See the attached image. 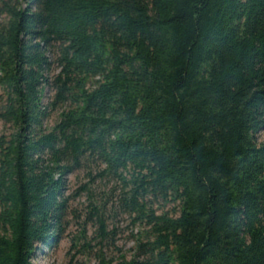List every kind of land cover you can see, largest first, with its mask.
Listing matches in <instances>:
<instances>
[{"label":"trees","instance_id":"1","mask_svg":"<svg viewBox=\"0 0 264 264\" xmlns=\"http://www.w3.org/2000/svg\"><path fill=\"white\" fill-rule=\"evenodd\" d=\"M25 3L0 5V264L57 239L81 169L147 228L117 264H264V0Z\"/></svg>","mask_w":264,"mask_h":264},{"label":"rangeland","instance_id":"2","mask_svg":"<svg viewBox=\"0 0 264 264\" xmlns=\"http://www.w3.org/2000/svg\"><path fill=\"white\" fill-rule=\"evenodd\" d=\"M19 2L26 6L25 0ZM53 93L48 87L45 101L52 98ZM1 94L0 88V98ZM56 118L57 113L53 112L48 123L53 124ZM8 131L9 126L0 120V134ZM259 140L264 141V133L259 134ZM66 180V204L59 235L51 245H38L33 263L117 264L136 258L137 243L147 228L144 222L135 220V215L120 207V199L126 191L124 182L118 177L93 180L82 169L70 173ZM170 206L158 203L155 207L161 211ZM101 219L105 228L101 226Z\"/></svg>","mask_w":264,"mask_h":264}]
</instances>
